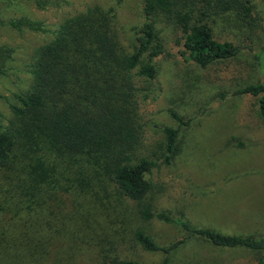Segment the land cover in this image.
I'll return each mask as SVG.
<instances>
[{"label": "rangeland", "instance_id": "1", "mask_svg": "<svg viewBox=\"0 0 264 264\" xmlns=\"http://www.w3.org/2000/svg\"><path fill=\"white\" fill-rule=\"evenodd\" d=\"M143 2L48 0L39 8L34 0H0V49L8 52L0 65V127L16 136L11 162L0 168V223L7 226L6 211H10L17 228L5 231V238L18 242L31 238L39 264H115L120 260L157 264L164 254L144 251L134 242V232L144 231L162 247L185 236L172 224L142 222L134 202L86 157L58 154L50 146L34 144L35 139L18 134L19 120L10 109L17 104L16 95L30 90L34 52L52 36L28 28L16 30L8 21L28 19L50 31L88 7L113 8L111 27L116 40L131 52L144 18ZM253 3L262 14L264 0ZM154 25L164 53L156 62L158 83L151 86L146 100H141L146 92L137 97L139 140L133 150V163L157 161L145 174L154 185L148 203L172 216L183 213L198 228L264 236V124L253 97L219 98L262 81V67L244 52L235 59L200 68L184 61L175 42L178 34L170 26L158 18ZM212 29L219 41L242 44L245 36L251 35L255 53L264 47L261 27L248 32L233 14L216 17ZM137 86L148 85L139 80ZM170 111L189 124L180 130L175 157L166 165L163 128L178 126ZM32 170L39 176L37 181ZM9 251L12 248L7 245L5 264H10ZM170 264H255V253L192 239L170 255Z\"/></svg>", "mask_w": 264, "mask_h": 264}, {"label": "trees", "instance_id": "2", "mask_svg": "<svg viewBox=\"0 0 264 264\" xmlns=\"http://www.w3.org/2000/svg\"><path fill=\"white\" fill-rule=\"evenodd\" d=\"M34 2L43 8L48 0ZM253 2L144 0V18L131 52L125 51L116 40L111 27L113 8L103 11L88 7L50 31L41 23L28 19L8 21V25L16 30L28 28L52 36L34 52L29 70L32 77L30 90L16 95L17 104L10 107L19 120L18 134L24 133L26 139H35L34 144H46L58 154L86 157L98 173L134 202L142 222L158 220L182 230L185 236L166 247L159 246L140 229L134 232V242L144 251L164 254L157 264H170V255L192 239L218 248L249 249L255 253V264H264V236L223 234L211 228L193 226L183 213L172 216L154 210L147 201L154 185L145 174L156 166L157 161L141 159L133 163L134 146L139 140L135 125L137 97L146 92L141 95V100H146L151 86L158 83L156 62L164 53L154 18L178 34L175 42L185 62L206 68L235 59L245 52L252 55L264 71L261 63L264 47L259 54L255 53L251 35H246L242 44H234L217 40L212 29L216 17L233 14L244 30L253 32L254 27L260 26L264 36V12L259 15ZM7 55V51L0 49V65ZM139 80L148 86L139 88ZM240 95L254 98L257 114L264 124V77L230 95L220 94L219 98ZM170 115L178 126L163 128L166 151L163 162L166 165H170L175 157L180 130L189 124V120L184 121L174 111H170ZM15 145L14 133L0 127V168L11 162ZM32 176L36 181L39 178L33 170ZM6 216L7 226L0 223V264H5L3 254L7 245L8 249L12 248L10 264H39L40 258L31 238L22 242L7 241L4 232L17 226L12 222L10 211H6ZM115 264L140 263L120 260Z\"/></svg>", "mask_w": 264, "mask_h": 264}]
</instances>
